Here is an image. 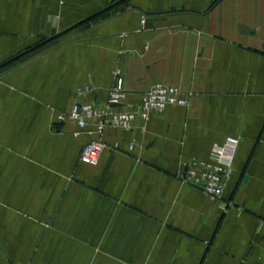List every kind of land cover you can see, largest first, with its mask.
<instances>
[{
  "label": "crops",
  "instance_id": "crops-1",
  "mask_svg": "<svg viewBox=\"0 0 264 264\" xmlns=\"http://www.w3.org/2000/svg\"><path fill=\"white\" fill-rule=\"evenodd\" d=\"M117 72L125 108L156 85L189 104L60 121ZM231 137L223 209L180 175ZM0 264H264V0H0Z\"/></svg>",
  "mask_w": 264,
  "mask_h": 264
},
{
  "label": "built area",
  "instance_id": "built-area-1",
  "mask_svg": "<svg viewBox=\"0 0 264 264\" xmlns=\"http://www.w3.org/2000/svg\"><path fill=\"white\" fill-rule=\"evenodd\" d=\"M116 75V83L104 105L99 106L94 102L76 103L67 116L60 117V121L75 122L80 132L85 131L92 120L98 121L99 133L108 127L132 130L137 122L147 123L153 113L163 112L170 106L187 107L189 104L188 98L177 87L156 85L144 93L138 108H125L123 79L119 72ZM85 91L89 92V87H86ZM239 142L238 138L231 137L224 144L213 147L209 159L189 161L180 175L181 182L211 199L219 200L222 208L227 209L229 203L222 201V196L233 171ZM104 148L105 143L101 139L86 141L80 162L98 165Z\"/></svg>",
  "mask_w": 264,
  "mask_h": 264
},
{
  "label": "water",
  "instance_id": "water-1",
  "mask_svg": "<svg viewBox=\"0 0 264 264\" xmlns=\"http://www.w3.org/2000/svg\"><path fill=\"white\" fill-rule=\"evenodd\" d=\"M56 27H57V21L54 20L52 33H55L56 32Z\"/></svg>",
  "mask_w": 264,
  "mask_h": 264
}]
</instances>
